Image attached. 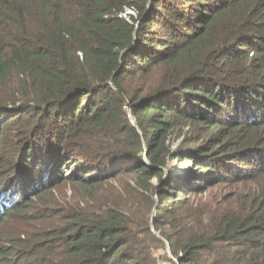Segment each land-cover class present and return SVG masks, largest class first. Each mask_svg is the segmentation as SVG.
<instances>
[{
  "label": "trees",
  "instance_id": "16d2710c",
  "mask_svg": "<svg viewBox=\"0 0 264 264\" xmlns=\"http://www.w3.org/2000/svg\"><path fill=\"white\" fill-rule=\"evenodd\" d=\"M164 261L264 264V0H0V264Z\"/></svg>",
  "mask_w": 264,
  "mask_h": 264
},
{
  "label": "rangeland",
  "instance_id": "374dc122",
  "mask_svg": "<svg viewBox=\"0 0 264 264\" xmlns=\"http://www.w3.org/2000/svg\"><path fill=\"white\" fill-rule=\"evenodd\" d=\"M128 12H130V10H128ZM12 118V116H10V117H8V119H11ZM16 119V118H15ZM132 119V118H131ZM133 120V119H132ZM9 130H11V129H9ZM181 141H182V139H179V140H177L175 143H174V147L176 148V147H179V145L181 144ZM180 167H182V169L181 170H179V172L180 173H185V168H183L184 166H191V164H185L184 162H182L181 160L179 161H177L176 162ZM110 168V165L109 166H103V165H100L99 166V171H104V170H106V169H109ZM178 170V169H177ZM154 181L156 182L157 181V179H154ZM121 184V182H117V183H115V182H110V185H112V187H113V185H120ZM111 186H109V185H107L106 186V188L107 189H110V188H112ZM63 188V189H62ZM61 189H62V191H60V192H62L61 193V195L62 196H67V197H69V198H78L79 197V195H80V193H81V190L78 188V187H76V186H74V185H71V184H67V185H65L64 187H62ZM157 254H159L160 256L162 255L163 256V254H164V252L162 253V251H158L157 252ZM163 264H170V263H168L167 261H164L163 262Z\"/></svg>",
  "mask_w": 264,
  "mask_h": 264
}]
</instances>
